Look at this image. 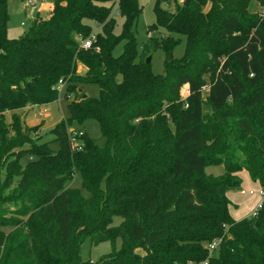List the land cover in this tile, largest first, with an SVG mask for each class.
<instances>
[{"label": "trees", "instance_id": "1", "mask_svg": "<svg viewBox=\"0 0 264 264\" xmlns=\"http://www.w3.org/2000/svg\"><path fill=\"white\" fill-rule=\"evenodd\" d=\"M51 1L48 17L9 39L0 0V264H93L80 260L81 245L116 239L121 248L94 264H264V202L237 222L226 199L243 171L264 188V14L247 12L264 0H154L147 33L160 37L140 53L137 0ZM174 35L185 39L180 59L169 58ZM158 49L162 76L146 64ZM90 85L96 98L84 96ZM59 90L69 116L38 143L39 126L16 112L56 101ZM88 120L104 145L82 131L72 150L68 127ZM220 166V176L205 173ZM75 174L88 198L64 188Z\"/></svg>", "mask_w": 264, "mask_h": 264}, {"label": "rangeland", "instance_id": "2", "mask_svg": "<svg viewBox=\"0 0 264 264\" xmlns=\"http://www.w3.org/2000/svg\"><path fill=\"white\" fill-rule=\"evenodd\" d=\"M31 0H7L6 11H7V24H6V35L9 39H17L23 36L31 27L34 20L39 14L40 17H47L49 10L45 5L52 4L51 0H37L33 9L29 3ZM140 8L141 14L138 17L135 26L133 28L135 41L137 45V51L140 53L143 46L147 44L148 37L158 38L160 33H147V26L155 22L154 15V0H137ZM184 0H178L179 4H182ZM27 8L29 13H27ZM40 12V13H39ZM248 13L253 14H264V7H261L258 2H252L247 8ZM39 17V16H38ZM122 19L115 16V27L114 33L119 35L121 33ZM93 30L96 31L95 28ZM177 44L170 53L175 59L182 58L185 50V39L183 36H176ZM123 42L119 43L113 50V56L118 57L123 51ZM150 57V68L154 75H163L164 68L163 63L166 58L164 52L161 49L156 50L152 53ZM78 73H84V68L80 65L77 67ZM61 89V88H59ZM84 96L96 98L98 96V87L94 85L85 86L83 88ZM188 96V86H183L180 90V99L184 100ZM70 98H65L63 96V91L59 90L58 99L47 105H37L31 106L27 110L17 111V115L20 117L23 125L27 127L39 126L38 133L32 135L33 139L38 137V143L48 142L52 140V135L50 131L61 121L68 118L67 105L70 102ZM202 101L205 102L206 98L203 97ZM206 113L209 112L208 108H204ZM6 122L10 121V114H5ZM70 130H81L86 136L95 142L96 145L102 147L104 145V140L101 137L98 124L95 121L88 120L82 125L73 124L69 126L67 131ZM51 149H56L55 144L50 145ZM31 159H24L21 161L22 165H25L27 161ZM223 168L220 167H207L205 168V173L212 176H220L223 174ZM239 178L241 184L235 189H231L226 194V199L229 202V214L235 221H241L250 216V214L255 210L259 198L256 195H240L239 191L256 192L258 185L252 183L244 171L239 173ZM64 188L76 189L80 191V194L84 198H88V193L81 189V177L79 174H75L72 178L65 182ZM112 225L116 226L121 222L118 217L113 218ZM121 248V243L119 239H116L113 243L105 242L97 246L90 245L89 241H85L79 250V257L82 262L96 263L102 256L111 253L112 251H118Z\"/></svg>", "mask_w": 264, "mask_h": 264}, {"label": "built area", "instance_id": "3", "mask_svg": "<svg viewBox=\"0 0 264 264\" xmlns=\"http://www.w3.org/2000/svg\"><path fill=\"white\" fill-rule=\"evenodd\" d=\"M36 0H31L29 5L31 6V9H33V6L35 5ZM95 41V35L92 33L89 37H87L84 40H81L80 45L82 49H90ZM201 91L203 93L208 92V87L204 85L201 88ZM82 131H75V130H70L68 132V139L69 143L71 145V149L75 151H79L82 147V144L80 142L81 137H82ZM240 195L248 194V195H256L259 198V202L256 205L255 210L250 214V217H254L256 213L258 212L259 209H261L263 202H264V188L263 187H258L257 191H249V192H244V191H239ZM218 242H212L208 245H206V249L209 252V256L212 255L213 251L217 248ZM201 264H206V261L201 263Z\"/></svg>", "mask_w": 264, "mask_h": 264}, {"label": "crops", "instance_id": "4", "mask_svg": "<svg viewBox=\"0 0 264 264\" xmlns=\"http://www.w3.org/2000/svg\"><path fill=\"white\" fill-rule=\"evenodd\" d=\"M45 7L49 10V13H50V11H51V9H52V4H48V5H45ZM28 9V8H27ZM29 13V12H28ZM40 13V12H39ZM49 13H47V17L49 16ZM186 87H187V85H185ZM29 107H26V108H24V109H22V110H27Z\"/></svg>", "mask_w": 264, "mask_h": 264}, {"label": "water", "instance_id": "5", "mask_svg": "<svg viewBox=\"0 0 264 264\" xmlns=\"http://www.w3.org/2000/svg\"><path fill=\"white\" fill-rule=\"evenodd\" d=\"M187 3H188V0L185 1L184 6H186ZM28 12H29V10L27 9V13H28ZM169 58H170V59L172 58L171 54H169ZM149 63H150V57H147V59H146V64H149Z\"/></svg>", "mask_w": 264, "mask_h": 264}]
</instances>
